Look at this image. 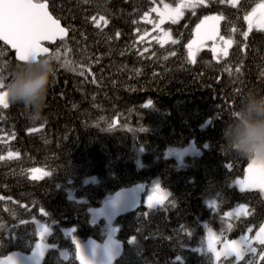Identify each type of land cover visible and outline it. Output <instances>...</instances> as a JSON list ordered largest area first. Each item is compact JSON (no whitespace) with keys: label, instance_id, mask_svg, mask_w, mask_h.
<instances>
[{"label":"trees","instance_id":"16d2710c","mask_svg":"<svg viewBox=\"0 0 264 264\" xmlns=\"http://www.w3.org/2000/svg\"><path fill=\"white\" fill-rule=\"evenodd\" d=\"M178 1L36 0L66 35L41 54L57 65L41 118L20 104L0 106V257L33 250L37 219L50 228L42 264H81L66 230L104 241L109 221L93 223L90 208L136 183L146 191L136 211L113 221L122 250L112 264H215L197 249L208 230L234 239L262 224L264 191L237 187L250 159L225 150L221 129L248 89L264 90V26L246 33L245 19L263 0L189 3L162 24L173 36L162 43L152 7ZM211 13L231 46L215 57L206 45L192 59L193 28ZM20 63L0 42L4 84ZM191 141L199 154L181 163L164 155ZM33 168L41 175L30 176ZM156 185L168 196L148 207ZM237 204L247 213L227 214ZM254 249L220 264H264V244Z\"/></svg>","mask_w":264,"mask_h":264},{"label":"rangeland","instance_id":"374dc122","mask_svg":"<svg viewBox=\"0 0 264 264\" xmlns=\"http://www.w3.org/2000/svg\"><path fill=\"white\" fill-rule=\"evenodd\" d=\"M206 0H203L205 2ZM232 3H236L238 0H230ZM191 3V0H180L178 1L175 5H171L169 3H155L154 6L152 7L153 9H159L160 11H164V6L168 5L169 9H176L179 5L181 4H189ZM264 4V0L258 3L253 9H256V12H253V9L246 15V17H251V24L248 19H246L247 23V30L246 33L249 32L253 27H258L262 28L263 26L261 25V17H260V9L258 8V5ZM187 7V6H186ZM186 7H183L181 9V15L183 14V11ZM155 14V18L152 21L153 24V30H156L158 33L156 35V38L164 43L167 41H171L173 39V36L171 32L168 29H164L162 27V24L165 21L168 20H173L171 18H168V16H165L163 19L161 18L160 14L158 11H153ZM181 15H179L176 19H178ZM206 17H220L217 13H211L203 16L194 26L193 28V35L190 41L187 43V51H193L196 54L197 49L204 47L208 45L210 49L212 50L213 54L215 57H218L220 55H225V52L227 53L229 47L231 46V43H228V41H231L228 38H224L220 35L219 32V24L221 17L218 21H213L211 19L205 20ZM202 22H204L202 24ZM215 23L217 27V35L214 40L212 39H204L203 42H198L196 44H193V41H199V36H198V29L197 25H201V29L199 30L200 32H203L204 28ZM192 45L191 49L189 48V45ZM215 48V51L213 49ZM195 58V56H194ZM201 150L196 147L193 141L188 143L186 146L183 147H168L165 150V156L168 157H173L177 160L178 163H181V159L183 156L186 154H199ZM248 164L245 167L244 174L241 177H238L234 180L235 184L237 187L240 189H260L258 186H250L247 183V170H248ZM41 170L40 168H33L30 171V176L32 177H37L41 175ZM240 181H244V184L238 183ZM262 190V189H260ZM264 191V190H263ZM148 196H145V204L148 205ZM207 203H211V200H207ZM155 205V204H154ZM248 211V207L245 204H237L235 205L232 209H230L227 214H246ZM90 213H91V221L93 223L99 222L100 217L102 216V211L100 208L97 207H92L90 208ZM37 232H38V239L35 242V246L33 250L30 253H20V252H12L8 254L7 256L0 257V264H42L43 256L46 251V249L49 247V245L46 244L44 241L45 236L50 232V228L44 224L43 222L35 219L34 220ZM47 227L48 231L43 234V236L40 235V233L43 231V228ZM264 228V221L262 224L251 234L248 236L241 235L237 238L234 239H222L220 235L214 233L213 230H208L205 238H204V243L202 246L198 247L197 249L199 251L202 250H207L211 253L213 261L215 264H220V260L222 258H229L233 257L236 259L235 255L231 256H225L224 250H225V245L230 244L232 241H237L238 243H241L242 241H247V244L241 243V247L243 249V254L242 256L250 252L248 250L247 245H251V248H254V243L257 241H260L261 237H264V233H261V229ZM67 233H69L73 241L77 245H79V251L80 255L84 257L86 261H89V264H112L114 259L120 254L122 250V243L117 237V224L114 222H109L107 223V234L104 239V241H98L93 238H87V239H81L75 235L72 234V229H67ZM210 236L213 239V244L212 249H209L208 243H209V238ZM41 244L42 245V251L43 255H40L39 252L36 250V245ZM216 253H220L219 257H217ZM61 255L62 257H66L67 253L65 250H61ZM80 260V259H79ZM81 263V260H80Z\"/></svg>","mask_w":264,"mask_h":264},{"label":"snow or ice","instance_id":"6c2138e0","mask_svg":"<svg viewBox=\"0 0 264 264\" xmlns=\"http://www.w3.org/2000/svg\"><path fill=\"white\" fill-rule=\"evenodd\" d=\"M198 3H203V0H191V6H195ZM186 6H189V4H181L173 10L169 9L168 5H165L164 11H160L159 9H153V11H158L162 19L168 16V18L173 19L175 22V18L181 15V9ZM258 8L260 9L261 25L264 26V4L258 5ZM253 12L255 13L256 9H253ZM209 19L218 21L220 17L205 18V20ZM245 19H248L251 24V17H245ZM197 29L199 41H193V44L203 42L204 39L214 40L216 38L217 27L215 23L205 27L203 32L199 31L201 25H197ZM64 34L65 29L60 26L58 20L53 19L49 14L46 4L36 2V0H0V41H4L15 49L19 61L35 60L41 54H47L49 50L42 46L43 42L52 41L58 36L63 38ZM245 35L247 34L245 33ZM228 43H231V41H228ZM191 47L192 45L190 44L189 48L191 49ZM213 51H215V48ZM194 56L195 53L189 51V57L194 59ZM3 89V77L0 76V106L8 108L7 93ZM151 103L149 101L144 107L151 106ZM238 183L244 184L245 182L240 181ZM247 183L250 186H258L264 190V159H251L247 170ZM152 192L158 193V195L148 196V207H152L157 203H163L168 196V193L164 192L159 185L154 186ZM47 231V227H44L40 235L43 236ZM261 233H264V228L261 229ZM241 243L247 244V241L245 240ZM241 243L232 241L230 244H226L223 254L225 256L235 255L237 261H239L243 254ZM260 243L264 244V237L260 238ZM212 244L213 239L210 236L208 247L214 251ZM247 247L249 251L255 252V249L251 248L250 244ZM36 250L40 255H43L41 244L36 245ZM216 255L219 257L220 253H216ZM77 256L81 260V264H89V261H86L80 255L79 245H77Z\"/></svg>","mask_w":264,"mask_h":264},{"label":"clouds","instance_id":"9594fccd","mask_svg":"<svg viewBox=\"0 0 264 264\" xmlns=\"http://www.w3.org/2000/svg\"><path fill=\"white\" fill-rule=\"evenodd\" d=\"M55 58L40 56L20 63L4 84L7 99L40 119L47 103ZM226 151L247 159H264V90L248 89L221 129Z\"/></svg>","mask_w":264,"mask_h":264},{"label":"water","instance_id":"95a60500","mask_svg":"<svg viewBox=\"0 0 264 264\" xmlns=\"http://www.w3.org/2000/svg\"><path fill=\"white\" fill-rule=\"evenodd\" d=\"M44 3V2H39ZM46 4V3H44ZM47 6V4H46ZM47 11L49 14L53 17V19H56L49 11L47 7ZM57 20V19H56ZM60 26L64 28L61 23L59 22ZM65 29V28H64ZM66 35V29L65 34ZM63 36V37H64ZM61 37H56L52 41H45L43 42V47H46V44L53 43L54 41L60 39ZM2 44H4L10 51L15 52V49L11 47V45L6 44L4 41H0ZM18 58V57H17ZM146 191L145 185L143 183H136L128 187L119 188L116 190L110 197L105 199L100 209L102 211V215L109 221L113 222L114 220L120 218L121 216H124L126 214L132 213L136 211L143 200L144 193Z\"/></svg>","mask_w":264,"mask_h":264}]
</instances>
